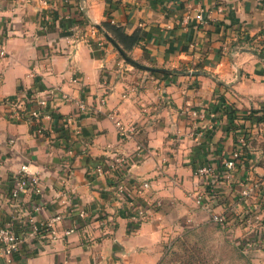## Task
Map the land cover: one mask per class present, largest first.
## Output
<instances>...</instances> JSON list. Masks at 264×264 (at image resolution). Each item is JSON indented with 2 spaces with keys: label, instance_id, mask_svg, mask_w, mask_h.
I'll return each mask as SVG.
<instances>
[{
  "label": "crops",
  "instance_id": "obj_1",
  "mask_svg": "<svg viewBox=\"0 0 264 264\" xmlns=\"http://www.w3.org/2000/svg\"><path fill=\"white\" fill-rule=\"evenodd\" d=\"M104 21L128 35L140 32L123 52L140 68L94 27ZM262 31L264 0H0V225L17 215L8 195L22 165L39 176L43 190L23 196L17 230L60 216L51 239L22 233L21 253L10 264H165L184 240L212 264H264V222L248 229L261 245L243 251L194 200L201 188L194 168L220 165L243 131L247 150L233 183L217 185L214 211H244L234 190L264 180V122L242 118L264 113V53L255 42ZM29 94L47 95L39 110L51 118L41 115L39 126L29 120L34 102L19 120L5 116L6 99ZM186 107L214 113L216 122L207 116L195 129ZM226 108L234 110L233 122ZM116 123L129 130L125 137ZM118 156L126 157L130 178L149 179L161 199L137 230L116 195L115 175L92 173ZM246 233L233 223L235 238Z\"/></svg>",
  "mask_w": 264,
  "mask_h": 264
},
{
  "label": "built area",
  "instance_id": "obj_2",
  "mask_svg": "<svg viewBox=\"0 0 264 264\" xmlns=\"http://www.w3.org/2000/svg\"><path fill=\"white\" fill-rule=\"evenodd\" d=\"M199 22H204L203 15L198 16ZM46 24L41 25L42 29L47 27L49 19L45 17ZM255 42L259 52L264 53V31L260 32L255 37ZM5 55V51L0 48V57ZM47 95H52V92ZM47 95L41 97L36 94H29L21 98H8L3 102L5 110V116L9 120H19L22 118L23 112L30 103H35L37 109L30 111L29 120L39 126L41 114L39 108H46ZM67 100L65 95L62 97ZM79 112H86L87 106L83 102H78ZM183 113L191 119L192 127L197 129L198 122L204 121L207 116L212 122H216V115L214 113H206L203 109H191L186 107L183 109ZM46 119H50V114L43 115ZM66 124L73 122L71 116L64 119ZM119 128V133L122 137H125L129 130L122 128L120 123H116ZM40 131V129H38ZM247 132L243 131L237 136L235 141L236 149L230 153L227 157H224L220 165L214 163H203L194 168V174L201 181V188L194 195V200L197 205L202 207L209 215L219 229L225 234L227 239L234 245L239 247L243 251L254 250L261 245L260 236H256L257 233H249L248 229L255 227L259 222H264L259 216L264 214V180H257L254 182H240L238 187L234 190V194L237 197L239 203L245 206L244 211L240 212L227 211L217 213L213 209L212 203L217 198V185L220 183L232 184L234 178V171L238 162L241 161L242 153L245 147L248 145ZM126 157L118 156L109 159L103 163H99L94 166L92 173L98 177H106L115 175L117 183L115 186V192L124 202V213L131 222L134 230L145 221L147 210L155 209L161 206V199L154 196L151 188V182L147 178H135L132 179L126 171ZM131 182V189L129 190L127 185ZM43 186L40 178L35 173H30L27 170L26 165H22L14 178L13 185L9 191L8 199L12 209L18 215L19 212L25 210L23 203V196L31 194L38 196L42 193ZM251 200L253 206H246L247 201ZM12 221L0 225V257L4 259L5 264H10L12 260L20 255L22 245L24 243L25 236L38 237L40 239L53 238L55 231L52 224L55 221L60 220V216H56L48 221H32L24 222V230L18 231L15 222ZM79 216L85 218L87 215L85 212H80ZM233 223H238L244 227L247 231L245 236L241 238H235L233 236ZM25 231V232H24ZM21 232V233H20ZM73 229H69L64 232L65 236L70 235Z\"/></svg>",
  "mask_w": 264,
  "mask_h": 264
},
{
  "label": "trees",
  "instance_id": "obj_3",
  "mask_svg": "<svg viewBox=\"0 0 264 264\" xmlns=\"http://www.w3.org/2000/svg\"><path fill=\"white\" fill-rule=\"evenodd\" d=\"M86 21H79V25H85ZM95 28L99 30V32L107 33L120 47V49L128 53L140 40L141 34L140 32H134L130 35L126 34L123 29L117 25H114L108 21H104L100 23L99 25H94ZM261 56L264 58V54H261ZM140 68L139 66H135V68ZM162 73H165V71L161 70ZM224 113L228 118L229 122H233V119H235V112L233 109L226 108L224 109ZM259 111H249L245 116L242 118L251 120V122L255 123H263L264 122V113H261V115H258ZM248 141V138L247 140ZM247 147L244 148L243 151L246 152Z\"/></svg>",
  "mask_w": 264,
  "mask_h": 264
},
{
  "label": "rangeland",
  "instance_id": "obj_4",
  "mask_svg": "<svg viewBox=\"0 0 264 264\" xmlns=\"http://www.w3.org/2000/svg\"><path fill=\"white\" fill-rule=\"evenodd\" d=\"M212 264V259L201 257L199 247L190 240L181 241L165 259V264Z\"/></svg>",
  "mask_w": 264,
  "mask_h": 264
},
{
  "label": "water",
  "instance_id": "obj_5",
  "mask_svg": "<svg viewBox=\"0 0 264 264\" xmlns=\"http://www.w3.org/2000/svg\"><path fill=\"white\" fill-rule=\"evenodd\" d=\"M104 37L107 39V41H109L114 47H116L118 49V51L120 52V54L124 57V59L129 62L132 66H139L137 63L130 61L127 57H125V54L123 53V51H121L116 42L107 34V33H103Z\"/></svg>",
  "mask_w": 264,
  "mask_h": 264
}]
</instances>
